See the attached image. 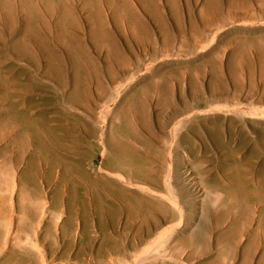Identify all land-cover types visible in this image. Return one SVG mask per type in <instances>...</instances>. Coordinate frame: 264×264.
Wrapping results in <instances>:
<instances>
[{"label":"rangeland","instance_id":"374dc122","mask_svg":"<svg viewBox=\"0 0 264 264\" xmlns=\"http://www.w3.org/2000/svg\"><path fill=\"white\" fill-rule=\"evenodd\" d=\"M0 122V264H139L132 193L154 264H264V0H0Z\"/></svg>","mask_w":264,"mask_h":264},{"label":"bare ground","instance_id":"6f19581e","mask_svg":"<svg viewBox=\"0 0 264 264\" xmlns=\"http://www.w3.org/2000/svg\"><path fill=\"white\" fill-rule=\"evenodd\" d=\"M25 119H24V122L26 121L25 123H27L28 120L27 119L25 120ZM1 122H3V121H1ZM1 122H0V124L3 125L4 123H1ZM24 122H23V124H24ZM4 127L5 126H3V128ZM3 128H0V139L4 138V136H5V134L2 132L4 130ZM13 128H14V126H12V127L10 126V129H13ZM128 133L130 135L132 134L133 136H135L132 132H128ZM32 138H34V140L37 141V143H40L41 142V138H39L36 135H33ZM12 147H14V145ZM84 195H85V192H84ZM96 195H97V199L98 200H102L103 199V195L100 192V190H96L95 191V194H94V197L95 198H96ZM132 197H133L132 198V201L129 198H127V200H126V206H125V210L124 211H125V214H126V218L129 219V221L128 220L127 221L125 220V224H124V226L122 228L118 227L119 224H120L121 213H120V211L118 209L115 210L114 223H113V231L115 233V236L119 237L118 239L117 238H113V239H110L109 238L108 239V236L110 234L108 233L106 227L102 223H99V227H100V230H101V232L103 234V238L106 239V240H108L110 242V244H111V246L106 247L104 249V251H107V250L109 251L110 250V251H112L114 254H116L118 256H121V255L124 256L128 250L137 251L138 249H140L139 246L142 245V249L140 250L139 255H137L138 256L137 262L139 264H154L156 261H153V259L151 260V256H152V254H153L154 251H155L156 254H158L157 251H159L160 249H162L163 245L166 244V243H163L162 244V247L161 246H156V244L159 241L165 239V235H162V233H160L159 235H157L155 237V241H153V242H148V241L143 240V235H144V233H146L145 232L146 231V225L145 226L138 225L137 224V219L142 218L143 221H146L147 218H148V215L150 214V210L152 208H156V212L157 213H159L160 215L166 217L167 221L171 222V220H175L177 214L182 215V210H181V208H176V210L178 211L176 213V212H174V210L170 209L169 206L163 205L158 200L156 201L154 199H149V198H146V197H143V196L134 194V193H132ZM171 197L173 198V196H171ZM174 197H176V195H174ZM168 200H170V199H168ZM170 202H172V201H170ZM81 204H82L81 209H82V212H83V219H84V221H86L88 219V217H90L89 216V213L90 212H89L88 208L86 207L87 206V202H86V200L83 197L81 198ZM133 206L139 208L140 210H136ZM140 211L142 212V215L139 213ZM98 212H99V214L97 215L98 217L101 218V217L104 216V213H103V209L102 208H100ZM90 219H89V221H90ZM130 222H134V223H130ZM159 227H160V225H159V222L158 221H154L153 224L151 225V229L153 231L156 230V229H159ZM85 229H86V227H85ZM89 231H91V230H89ZM147 231H148V233H147V235L145 234V237L150 236V234H149V231L150 230L148 229ZM206 232H207V226H204L202 228V230L196 235V237L202 238L206 234ZM129 233L131 234V237H132V238L131 237L130 238L133 239L132 241L131 240H126V241H122L121 242L119 240L120 238H122V236H124V234H129ZM145 239H147V238H145ZM164 241L166 242V240H164ZM182 241H184V237L179 238L177 242H182ZM183 243H184V247H187V246H190L191 247L190 250L187 253V259H190V260L195 259L196 258V253L198 252L197 246L195 247L196 249H193L195 243H193L192 241H189V240H186ZM159 245H161V243ZM174 247H176V245ZM164 248L165 247H163V249ZM200 251L202 253L206 254L207 253V248L205 247L204 249H201ZM167 252H169V250ZM167 252L165 250V254H167ZM171 252L180 253V249L176 248V249H173ZM114 254H111V255H114ZM130 256H128V257H130ZM137 256H136V258H137ZM172 256H173V254H172ZM176 257H179V256L176 255ZM174 258H175V256H174ZM201 263H203V260H201Z\"/></svg>","mask_w":264,"mask_h":264}]
</instances>
